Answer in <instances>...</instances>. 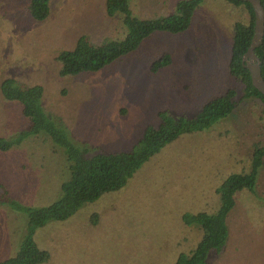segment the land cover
Returning a JSON list of instances; mask_svg holds the SVG:
<instances>
[{
    "label": "rangeland",
    "instance_id": "1",
    "mask_svg": "<svg viewBox=\"0 0 264 264\" xmlns=\"http://www.w3.org/2000/svg\"><path fill=\"white\" fill-rule=\"evenodd\" d=\"M177 1L134 0L133 9L137 16L159 18L175 13ZM28 4L0 0V83L10 76L23 84H42L45 109L61 118L69 138L86 147L88 155L131 150L145 128L158 123L160 112L192 117L211 98L237 88V107L227 118L183 135L145 163L125 187L35 234L51 256L41 264H171L202 234L196 226L187 227L183 215L216 210L219 182L247 169L253 143L264 141V106L245 97L244 85L227 68L234 23L246 22L247 12L227 0H205L184 33H154L98 72L62 77L59 51L72 48L82 34L99 44L122 38L121 20L107 15L105 0H53L42 22L31 17ZM166 54L172 63L151 72ZM27 126L20 105L0 94V135ZM64 152L43 134L0 151V183L9 198L0 204V259L19 249L26 208L46 207L61 198L70 176ZM262 188L264 182L256 194L240 195L229 218L231 237L209 264H264Z\"/></svg>",
    "mask_w": 264,
    "mask_h": 264
},
{
    "label": "trees",
    "instance_id": "2",
    "mask_svg": "<svg viewBox=\"0 0 264 264\" xmlns=\"http://www.w3.org/2000/svg\"><path fill=\"white\" fill-rule=\"evenodd\" d=\"M133 1L105 0L107 15L120 18L125 30L124 36L99 44L92 42L85 34L80 35L72 48L63 49L56 56L61 65L62 77L98 72L135 51L154 33H184L190 28L197 8L205 0H178L176 6L174 5L175 13L159 18L137 16ZM227 1L243 8L248 14L246 22L234 23L231 54L227 63L228 72L244 85L246 98L259 100L264 106V95L253 86L251 73L243 62V56L254 35V8L248 1ZM260 1L264 7V0ZM52 2L53 0H29L28 11L31 17L39 22L45 21L51 14ZM255 52L261 60L264 77V37ZM170 63L171 55L166 54L162 60L157 59L152 64L151 72H158ZM0 94L4 100L18 103L23 117L28 122V128L19 133L16 131L7 137L0 135L1 152L19 147L21 141L29 135L43 134L56 147L63 149L68 157L70 176L62 184L61 198L46 207L26 208L28 221L19 249L13 256L0 259V264H41L48 262L51 256L35 240L39 228L53 221L67 220L85 203L94 202L106 193L122 189L145 163L167 145L183 135L210 129L220 120L227 118L237 107L238 91L236 87H229L224 93L206 102L200 112L192 117L172 115L168 110L162 111L159 113L158 123L148 125L139 142L131 150L100 152L94 155H88L89 150L86 147H77L74 140L69 138V132L61 118L45 109V89L42 84H23L8 76L0 83ZM249 162L247 169L231 173L219 182L215 191L218 197L216 210L186 212L183 215L187 227L196 226L202 234L194 248L189 252L179 253L174 261L171 260V264H209L213 256L223 253L231 237L229 218L240 195L244 192L256 194L260 182H264L261 181L264 176L263 140L253 143ZM7 194L5 186L0 183V204L7 199L9 201Z\"/></svg>",
    "mask_w": 264,
    "mask_h": 264
},
{
    "label": "water",
    "instance_id": "3",
    "mask_svg": "<svg viewBox=\"0 0 264 264\" xmlns=\"http://www.w3.org/2000/svg\"><path fill=\"white\" fill-rule=\"evenodd\" d=\"M252 4L255 13V29L251 45L243 56V62L251 73L253 86L264 95V77L261 69V60L255 52L264 37V7L260 0H242Z\"/></svg>",
    "mask_w": 264,
    "mask_h": 264
}]
</instances>
